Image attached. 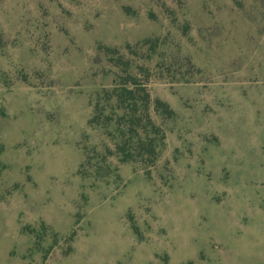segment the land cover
Returning <instances> with one entry per match:
<instances>
[{
  "label": "rangeland",
  "instance_id": "374dc122",
  "mask_svg": "<svg viewBox=\"0 0 264 264\" xmlns=\"http://www.w3.org/2000/svg\"><path fill=\"white\" fill-rule=\"evenodd\" d=\"M0 264H264V0H0Z\"/></svg>",
  "mask_w": 264,
  "mask_h": 264
},
{
  "label": "trees",
  "instance_id": "16d2710c",
  "mask_svg": "<svg viewBox=\"0 0 264 264\" xmlns=\"http://www.w3.org/2000/svg\"><path fill=\"white\" fill-rule=\"evenodd\" d=\"M112 96L116 99V108L124 112L116 119V131L120 138L116 149L121 162L141 160L153 165L165 136L150 116L151 97L146 85L128 76L115 85ZM156 108L158 111L164 109L169 116L173 115L169 107L159 100L156 101ZM101 116L102 109L97 105L91 124L101 126ZM113 121V117H108L104 124L109 125Z\"/></svg>",
  "mask_w": 264,
  "mask_h": 264
}]
</instances>
